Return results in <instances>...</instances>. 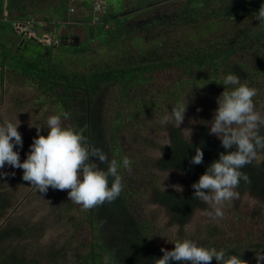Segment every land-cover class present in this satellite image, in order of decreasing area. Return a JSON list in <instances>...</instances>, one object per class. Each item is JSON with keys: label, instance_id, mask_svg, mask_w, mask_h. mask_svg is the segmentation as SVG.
<instances>
[{"label": "trees", "instance_id": "16d2710c", "mask_svg": "<svg viewBox=\"0 0 264 264\" xmlns=\"http://www.w3.org/2000/svg\"><path fill=\"white\" fill-rule=\"evenodd\" d=\"M262 3L105 0L92 22L94 13L86 0H0V123H19L21 161L37 127H46L50 115H61L63 126L75 128L109 160L131 161L130 168L118 169L120 196L91 209L70 201L68 190L50 187L44 193L17 194L28 200L36 193L50 197L52 212L35 221L40 208L21 199V209L30 211L0 225V264H103L105 256L110 257L109 264H154L163 255L161 248L171 250V241L182 239L228 249L227 254H240L245 264H257L256 254L264 253V152L242 169L250 182L241 181L238 198L222 205L223 217H210L214 203L194 199L191 185L225 151L207 124L217 107L216 97L224 90L217 82L233 72L241 83L256 89L254 105L264 101L258 97V88H264V27L253 18ZM49 4L63 9L58 16L64 22L100 27L97 34L102 31L103 41L92 37V46L82 47L81 39L73 45L62 36L57 43L43 45L10 28L9 20L34 18L43 22L41 31L47 33L56 16ZM9 28L13 32L6 33ZM31 41L36 43L32 49L43 47L35 59L31 56L33 61L25 62L31 67L22 69L25 64L20 61L9 66L7 56L21 55ZM97 55L106 61H90ZM18 83L34 88L32 96L18 92L6 106L2 92H14ZM186 102L184 120L192 121L189 131L173 120L167 126L160 123L161 115H170L173 107ZM259 131L264 135V127ZM41 134L46 135L47 129L41 128ZM162 135H167L164 142ZM196 148L203 152L199 165L190 163ZM2 171L0 190L29 183L22 179L20 168L5 165ZM173 171L182 176L160 182L159 173ZM12 201L9 192L0 191V216ZM160 209L162 225L154 217ZM196 216L200 223L188 234L185 226ZM50 224L61 225L62 231L47 235ZM171 227H176L173 234ZM211 264H217L214 258Z\"/></svg>", "mask_w": 264, "mask_h": 264}, {"label": "clouds", "instance_id": "9594fccd", "mask_svg": "<svg viewBox=\"0 0 264 264\" xmlns=\"http://www.w3.org/2000/svg\"><path fill=\"white\" fill-rule=\"evenodd\" d=\"M253 18L264 27V3L253 13ZM217 83L222 84L224 90L216 97L217 107L207 124L209 133L220 140L225 151L219 153L218 159L208 164L191 185L194 199L205 204L214 203L208 212L213 218L223 217L222 205L238 198L236 189L241 181L250 182L242 169L256 161L258 153L264 152V135L259 131L264 127V116L256 110L253 102L256 89L241 83L240 77L233 72L224 75ZM186 105L187 102L173 107L170 115L165 113L161 117L160 123L167 126L173 120L179 126L184 120ZM18 124L11 121L0 123V176L5 175L2 171L5 165L20 168L23 170L22 179L37 191L44 193L50 187L68 190L70 201L84 209L111 203L120 196L123 185L118 169L121 166L130 168L131 161L127 157L120 162L109 160L106 153L88 144L75 128L63 126L61 115H50L45 121L46 127L34 124L37 135L29 145L26 158L21 161L19 149L23 147V139ZM41 128L47 129L46 135L41 134ZM190 163H203L200 148H196ZM171 242L174 248H161L163 255L155 258L154 264H171L173 261L177 264H211L213 258L217 264H245L240 254H227L228 249L205 247L191 239ZM109 260V256L103 257V264H109ZM256 260L261 264L264 253L256 254Z\"/></svg>", "mask_w": 264, "mask_h": 264}, {"label": "rangeland", "instance_id": "374dc122", "mask_svg": "<svg viewBox=\"0 0 264 264\" xmlns=\"http://www.w3.org/2000/svg\"><path fill=\"white\" fill-rule=\"evenodd\" d=\"M66 5V4H65ZM86 7H91L92 9V1L91 0H86ZM47 7L55 12V17L53 18V21H51L49 23V29L47 30V34L50 36V37H53L54 39H56L57 41L60 40V38L62 36H67V35H72V36H79V39H81V46L82 47H87V46H92L91 44V41H92V37H94V39L98 42V43H101L103 41V34H102V31H99L98 33L100 35L97 34V31L100 29V27H98L97 29L95 28H92L90 25L88 24H84V23H71L70 21H65L60 17L58 16V13H61L62 14V10L61 8H57L55 5H52V4H49L47 5ZM65 13V12H64ZM42 14H45V10H42ZM15 19L13 20H9L8 22L11 23V27L12 30L14 32L15 29L14 27L12 26L13 23H14ZM93 21V19H92ZM98 23H95L94 25H96ZM43 26V22L42 21H39V20H35L34 18L32 19V23H31V28L32 29H38V32H35V34L38 36V37H41L43 32L41 31V27ZM7 29L5 30L6 33H11L13 32L12 30ZM91 28L94 30V35H91ZM18 34L21 35V32H16ZM26 35V33L24 34V36ZM15 36V35H14ZM21 37V36H20ZM27 37V36H26ZM32 37H27V39H30ZM5 39V42H7V38H4ZM28 47L25 48L22 52H20L21 55L25 54V58H22L21 55H17V54H14L12 56L8 55L7 56V63L9 66H13V65H16V62L17 61H20L22 62L23 64H25V62H31L35 59V56H36V53L40 52L41 50L40 49H43V47H35L34 49H32L30 46H36V43L34 41H31V42H28ZM22 48V47H21ZM62 48H67V47H64L62 46ZM70 49H73L70 47ZM90 52V51H89ZM73 53V52H71ZM31 56L34 58H31ZM63 60V59H62ZM90 61H93L94 63H101L103 61H106L105 57H101V56H91L90 57ZM72 65V64H71ZM31 66H23L22 69H29ZM57 67V66H56ZM12 83V82H11ZM20 83V82H19ZM18 85L16 87H13L14 89H16L14 92H10V91H6L4 90L2 92V102H5L6 106H11V98L13 96H16L18 95L19 93L18 92H21V94H23V96L25 97H28V96H32L30 94H32V91H34V88H30V87H27V86H24V85ZM11 86V85H10ZM9 87V86H8ZM260 94L258 97H263L264 98V88L259 87L258 88ZM23 92V93H22ZM255 108L256 110L262 115L264 116V101H259L257 104H255ZM163 115H161L162 117ZM191 125H192V121H186V119L184 120V122H182L179 127H182L184 130H187L189 131L190 128H191ZM184 137L191 141V137L190 135H188V132L184 131ZM167 135H162L161 138L162 140H164V138L166 137ZM160 175V182L163 183L162 181L165 179H171L173 181H176L178 180L182 175L179 173V172H176V171H173V172H163V173H159ZM157 176V175H156ZM33 187V188H31ZM1 192H9L10 196L13 198V201L12 203L5 209H3V213L1 214L0 216V225L3 224V223H8L10 222L11 220H19L21 219L20 217H22L24 214H28L29 211H30V208L26 209V208H22L21 209V199H26V201L28 202V204H30L29 207H32V208H35V207H39L40 209L36 212L33 220L35 221H38L40 220V217L43 216V215H46L48 213H51L52 210L50 208V204L51 202H49L51 199L50 197L44 199L40 194L36 193V195L30 197V199L28 200L27 197H22V196H18L17 194H22L24 195L25 193H32L34 191L37 192L36 189H34V186H31L30 183H28V185H22L20 186L19 188H16V187H11L10 189H7V190H3L1 189L0 190ZM24 201V200H23ZM253 202V201H252ZM254 203V202H253ZM255 204V203H254ZM147 207H149V213L150 215L148 216H151V206L150 204H146ZM32 210V209H31ZM155 214H157L158 217L154 216L155 217V220L160 224L162 225L163 222L162 220L164 219L163 218V210H158V212H156ZM262 215H264V210L262 211L261 213ZM148 218V217H147ZM258 217H252L251 219L253 221H256ZM149 219V218H148ZM200 219L199 217H194L191 221V225H186L185 226V230L188 232V234H190L191 232V228L194 224L196 223H200L199 220ZM49 223V222H47ZM56 224L53 225V224H50L48 226V230H47V235H53L55 234V236L60 232L62 231L61 230V225H57V227L55 228ZM176 230V227H171V233L173 234ZM178 232H180V229H178Z\"/></svg>", "mask_w": 264, "mask_h": 264}, {"label": "built area", "instance_id": "2783aa9c", "mask_svg": "<svg viewBox=\"0 0 264 264\" xmlns=\"http://www.w3.org/2000/svg\"><path fill=\"white\" fill-rule=\"evenodd\" d=\"M92 11L94 13L93 21L95 22L98 19V12L102 11L105 6V0H93ZM70 11L73 10L72 7L69 8ZM32 20H16L13 23V27L21 32L22 34L26 33V36L36 38L43 45H51L52 43H57L58 41L53 37H50L47 33H43L41 37H38L35 34V31L30 27Z\"/></svg>", "mask_w": 264, "mask_h": 264}, {"label": "water", "instance_id": "95a60500", "mask_svg": "<svg viewBox=\"0 0 264 264\" xmlns=\"http://www.w3.org/2000/svg\"><path fill=\"white\" fill-rule=\"evenodd\" d=\"M78 40H79L78 36H66L65 37V41L73 45H77Z\"/></svg>", "mask_w": 264, "mask_h": 264}, {"label": "crops", "instance_id": "0c3cea01", "mask_svg": "<svg viewBox=\"0 0 264 264\" xmlns=\"http://www.w3.org/2000/svg\"><path fill=\"white\" fill-rule=\"evenodd\" d=\"M4 19H6V12H4V17H3ZM35 32H38V31H35ZM25 38H27L26 36H24ZM19 45H22V41L19 43ZM26 48V47H25ZM1 68H0V83H1ZM1 86V85H0ZM0 92H1V90H0Z\"/></svg>", "mask_w": 264, "mask_h": 264}]
</instances>
